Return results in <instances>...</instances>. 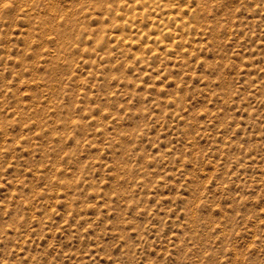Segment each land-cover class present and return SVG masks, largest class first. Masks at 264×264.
<instances>
[{
    "label": "rangeland",
    "instance_id": "374dc122",
    "mask_svg": "<svg viewBox=\"0 0 264 264\" xmlns=\"http://www.w3.org/2000/svg\"><path fill=\"white\" fill-rule=\"evenodd\" d=\"M0 264H264V0H0Z\"/></svg>",
    "mask_w": 264,
    "mask_h": 264
},
{
    "label": "snow or ice",
    "instance_id": "6c2138e0",
    "mask_svg": "<svg viewBox=\"0 0 264 264\" xmlns=\"http://www.w3.org/2000/svg\"><path fill=\"white\" fill-rule=\"evenodd\" d=\"M9 5H5V7H8Z\"/></svg>",
    "mask_w": 264,
    "mask_h": 264
}]
</instances>
